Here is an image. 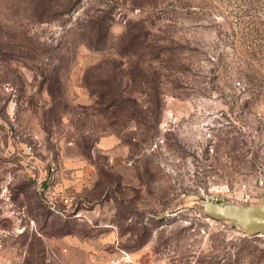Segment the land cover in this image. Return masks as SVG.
I'll list each match as a JSON object with an SVG mask.
<instances>
[{
  "label": "rangeland",
  "instance_id": "374dc122",
  "mask_svg": "<svg viewBox=\"0 0 264 264\" xmlns=\"http://www.w3.org/2000/svg\"><path fill=\"white\" fill-rule=\"evenodd\" d=\"M263 186L264 0H0V264H264Z\"/></svg>",
  "mask_w": 264,
  "mask_h": 264
},
{
  "label": "trees",
  "instance_id": "16d2710c",
  "mask_svg": "<svg viewBox=\"0 0 264 264\" xmlns=\"http://www.w3.org/2000/svg\"><path fill=\"white\" fill-rule=\"evenodd\" d=\"M101 41H102V38L94 37L92 38V44H89V46L92 45V49L96 50L98 49V45L100 44ZM122 44H123L122 46L124 47L123 51L134 52L141 48L142 50H147L145 52V55L147 57L146 60L148 59L149 61H153V60H159L160 58L158 54V50H156V48L150 47L149 44L146 42L145 34H141V33L137 34L133 32V29L131 28H128L126 30V33L122 37ZM147 68L150 69V66H147ZM147 68L143 67L141 69L142 71L139 72L141 73L139 85L141 89L143 90L141 91V93L147 95L152 100L155 99L154 102L155 104H157V110H158V99L160 96V93H159L160 77H159V74H157L156 72L152 73V75H149L147 73ZM115 70L116 68L113 69V71L111 69H108V72L111 73V74H108V79L109 77L112 78ZM143 72H146V73L144 74ZM104 74H106V72H104ZM102 78H103L102 81L105 83L104 85L107 86L106 87L107 90H104L102 93H100L99 95L100 99L102 101L112 103L111 105L116 107L117 109H121V106H120L121 104H120V101L118 100V98H120V95H121L120 94L121 92L118 89L119 86L117 85V88L112 89V87L108 86L106 78L105 77H102ZM127 102L129 103L130 99H127ZM127 102H125V104L127 105V108L131 107V105L128 104Z\"/></svg>",
  "mask_w": 264,
  "mask_h": 264
},
{
  "label": "water",
  "instance_id": "95a60500",
  "mask_svg": "<svg viewBox=\"0 0 264 264\" xmlns=\"http://www.w3.org/2000/svg\"><path fill=\"white\" fill-rule=\"evenodd\" d=\"M263 199L259 205L239 206L212 201H198L197 210L206 216L235 225L247 235L260 236L264 233V186Z\"/></svg>",
  "mask_w": 264,
  "mask_h": 264
}]
</instances>
